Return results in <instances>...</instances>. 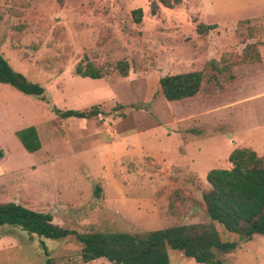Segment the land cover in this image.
I'll return each mask as SVG.
<instances>
[{"label":"rangeland","instance_id":"374dc122","mask_svg":"<svg viewBox=\"0 0 264 264\" xmlns=\"http://www.w3.org/2000/svg\"><path fill=\"white\" fill-rule=\"evenodd\" d=\"M168 1L0 0V54L45 92L41 100L0 83V202L50 213L79 233L212 223L222 240H238L210 220L201 194L208 170L231 167L234 148L264 155V0ZM248 44L259 61L242 59ZM79 61L102 77L77 75ZM195 70L194 96H163L162 76ZM92 105L99 113L88 119L55 111ZM29 126L40 141L33 152L17 136ZM81 248L74 234L0 226V264H114L84 263ZM217 256L264 264V235ZM169 263L200 264L177 250Z\"/></svg>","mask_w":264,"mask_h":264},{"label":"trees","instance_id":"16d2710c","mask_svg":"<svg viewBox=\"0 0 264 264\" xmlns=\"http://www.w3.org/2000/svg\"><path fill=\"white\" fill-rule=\"evenodd\" d=\"M170 6L168 0H160ZM177 1V0H175ZM157 3L151 4V12ZM137 22L141 20V9L132 11ZM200 27V26H199ZM213 25H202L209 29ZM242 59L259 61L260 53L255 44L245 46ZM116 68L127 75V63L117 62ZM77 75L101 78V71L90 61H79L74 68ZM0 83L9 84L19 92L45 100L42 85L32 82L21 72L14 70L0 54ZM202 72L188 71L167 74L159 79L163 96L169 100H180L194 96L201 88ZM61 118H91L99 111L96 105L74 110L55 109ZM23 147L33 152L40 148L35 127L17 131ZM4 151L0 148V159ZM230 168H211L206 173L208 187L202 191V204L212 221L222 224L237 236L238 240L224 241L212 223L167 226L141 233L124 231H93L79 233L55 224L50 213L36 211L21 204L0 202V226L20 227L30 234L47 239H59L74 234L82 244L81 259L84 263L104 258L114 264H170L169 251L177 250L200 264H225L218 253H229L238 246V241L250 240L253 235H264V155H258L248 147H236L228 155Z\"/></svg>","mask_w":264,"mask_h":264},{"label":"crops","instance_id":"0c3cea01","mask_svg":"<svg viewBox=\"0 0 264 264\" xmlns=\"http://www.w3.org/2000/svg\"><path fill=\"white\" fill-rule=\"evenodd\" d=\"M261 16H262L261 19H262V21L264 22V12L261 13ZM255 235H258V234H255ZM255 235H253V237H254Z\"/></svg>","mask_w":264,"mask_h":264}]
</instances>
